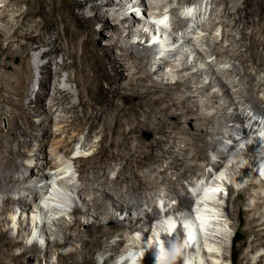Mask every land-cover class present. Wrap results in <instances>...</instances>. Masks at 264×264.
<instances>
[{
	"label": "bare ground",
	"instance_id": "6f19581e",
	"mask_svg": "<svg viewBox=\"0 0 264 264\" xmlns=\"http://www.w3.org/2000/svg\"><path fill=\"white\" fill-rule=\"evenodd\" d=\"M96 1L97 0H0V119L2 116L6 118L5 128L0 126V192L4 194L2 198L4 203L0 207V264H93L96 259L93 253L96 249L110 251V257L108 256L110 259L118 255H120V258L124 256L122 258L123 260L120 259V261H122L120 264H124L125 262L127 264H154V260L157 261V264H168V259L170 257L169 250L167 251V248H165L160 230L165 226L171 228L172 225L180 222L185 223L186 231L188 230L190 235L197 237L198 246L195 245V247L197 246L195 249L196 251H188L191 257L194 258L196 256V259L199 260V264H220L218 261L224 257V247H221L219 251L215 243L218 241V238H220L217 243L219 246L226 234L224 232L218 236L210 234V238H208L205 237L206 233H203L201 236L205 247V249H203L199 244L200 235L198 234L197 225L199 224L205 230L224 228L221 225V220L218 219L219 216L221 215L222 219L225 221L228 220L229 222L232 220V214L234 213H236L240 221L245 222V228H243L244 230L242 232L244 234L254 233V239L250 241L252 243L249 244V248L250 250L255 249L257 245H259L258 243H253V241L259 240L258 231L261 230L264 236V219L261 218L264 214V184L260 185L261 183L256 182L255 178L252 177L255 174H253L254 172L249 165L240 166L241 164L238 165L239 160L233 159L244 154V149L241 150V148L237 147L238 143L241 141H244L245 149L248 150L254 147L253 144L256 141L259 145H261L262 142L264 144V107L261 106L263 99L258 97H256L255 100L249 97L244 98L242 105H245L241 110L239 109L240 111L237 110V108H239L237 105L229 112L226 110L225 106L219 105L217 108L219 109V116L223 118L221 124L227 127L229 121H233L235 127H227L228 136L226 138H232L233 143L231 145H219L220 149L216 151L217 154L215 153L217 156L215 160H211L207 154L204 156L202 154L204 150L203 146L218 145L213 142L208 144L204 139L206 135L211 134L208 128L205 126H194L193 130L185 129L184 133L194 134V137L197 136V139L199 138V141L203 143L200 146H195L191 153V158L195 161L202 157V159L212 165L213 170L203 173L204 177L214 175L217 171H220L219 169H222V167L229 173L220 172V174L215 175L222 180L221 182L214 180L215 178L212 177V183H206L205 179H203L205 183L204 186L199 185L196 181L195 186L192 182L188 183L194 186L192 191H190L192 197L194 198L195 196L199 200L198 207L195 209L193 200L189 196L190 200L188 195H186L187 193L189 194V191H186V185L181 184L179 181L187 176L189 171H193L195 166L192 164H183L184 157H179V154H185L189 147H179L176 152L171 150V147H174L176 143L174 137L177 129L182 131L180 127V125H182L181 116L184 115L185 117L193 108L186 102L188 98L181 95L172 96V91H179L184 88L185 90L193 89L194 92L200 94L202 92L205 93V91L213 85L218 87V90H223L222 94L227 98V96L230 97L232 94L234 95L236 93L235 91L232 92V86H240L239 84L243 83L242 80L244 81L245 77H249L250 72L248 68L256 72L264 70V0H242L241 2L233 0L231 6H229L227 0H225L222 10L227 14L225 16L231 18V20L229 21L223 18L219 21L214 20L213 24H210V28L213 26L215 27L218 23H226V25H231L233 27L237 26L233 31L230 29L227 30V33H222V37L225 35L230 36L236 42L241 39L244 41L246 39L248 41L247 44H244V49H238V52L233 54V57L236 58V60L239 59L242 63L245 61L250 62L249 65L242 64L243 74L240 76L239 74H241V71L233 67V71L229 73H235L236 76H239L237 81L234 82L227 81L226 79L224 80L223 76L215 70V64H213L212 61L208 63L207 69L200 68L195 73L190 75L184 74L172 81H159L153 79L150 67L145 69L150 63H153L156 57L155 54L152 55L149 52L150 49L144 47L139 50L137 45L130 44L126 49L120 45L119 47L122 51H118L120 52L118 54H114L112 51L113 47L118 46L116 39H119L120 34L117 30L120 29L122 22H113L118 19V15L113 9V12H111L109 7L118 6V9L123 10L129 0ZM138 1L139 4L144 5L143 15L147 16V10H149L148 5L143 2L144 0ZM179 1L186 2L188 0ZM202 3V1L198 3V9L194 6L196 18L200 17L199 15L202 12ZM86 7L92 12L90 15L85 14ZM190 7H192L191 3L182 8H184L183 11H188ZM205 11L206 5L204 13ZM185 15L187 16V13ZM127 17L128 16H124L123 19H127ZM161 18L162 15L158 20H161ZM165 18L164 16L163 20ZM183 20L179 19L174 25L176 29V31L174 29L173 36L176 38L175 42H178L180 39L181 42H179L177 46L169 49L170 52L167 53L166 57H161L155 61L157 62L155 64V71L161 68L163 69L170 61H179L180 67L175 69L177 73L187 70L192 65H197L199 58L192 57V53L195 50L200 51L198 49L199 40L196 37L203 34L202 32H198L199 26L203 24V21L201 22V18H198L193 21V24L184 26L183 24L185 21ZM81 22L87 23V26L83 27ZM94 25H97L100 30L106 32L105 34L108 37L109 43L103 48H99L96 41L90 35L94 30ZM202 30L207 34L211 33L208 26L204 27ZM179 31H182V34H179ZM50 33H54V37H51L52 39H48ZM195 33L198 36L195 37ZM127 36H132V31H128ZM210 37L211 36L207 38ZM211 38L218 44L220 43L216 40V37ZM42 46H49V48L36 53L35 62H32L33 56H31L29 52L31 50H38ZM256 48H258V52H256ZM60 50L62 51V62L58 70H71L70 74L63 80H71L76 84L79 95L78 104L81 106V113L75 112L70 120L62 118L57 122V125H54L57 129H63L62 133L67 134H69L70 130L73 128L78 132L85 130L86 140L92 133H98L100 134V140L98 142V159L96 161L92 162L90 165H86L82 162L86 160L85 157H75L79 162L78 169L81 172L82 182L86 183L93 181L95 186H92V190L78 189L77 193L79 197H83L82 206L78 204L74 206L72 210L74 217L69 222L64 224L61 223L62 225L60 224L59 229L62 235L60 237L54 236L52 239L47 238L46 247L43 250L37 245V242H35L37 238L33 240V243L26 245L23 243L25 242L23 239L15 238L9 234V227L6 225L8 220L6 217L3 218L1 216L8 210L10 212L15 210L16 205L19 207L20 214L25 211L30 213L34 212L36 217L38 213L39 215L43 213L40 211V201L38 200L40 198L45 199L46 192H44L42 197L43 189L44 191L50 192L51 188H47L50 185L52 187L54 184L52 185L51 182L50 185L46 182L42 185L37 183L48 177V179H50L51 175L60 177L56 184H60V187L64 186L63 188L68 190L66 183H68L67 180L70 178L66 180V176L63 177L65 173H68V169L66 170L67 166L64 167L65 162L60 161L61 158L58 152L69 154L73 151V146L71 147V142L66 140L67 137L57 140L56 135H60V133L56 134L55 131H52L50 124L53 120L51 116L52 105L55 104L56 101L60 103L67 101L64 99L70 97V92L67 89H56V93H60L61 98L59 99L55 95L52 96V105H49L47 108L45 107L42 95L47 93V86L51 78L54 76L55 85L60 82V78L58 77L59 71L56 69V72L53 73L48 68L53 57H49L48 60L41 65L37 63V67L43 75L37 79L39 89L35 98L29 97L30 88L27 82L29 76H32V67L38 62V58L48 56L52 51L55 52ZM16 56L19 57L20 62H18L19 64L17 65H13L12 61ZM168 56H171L172 59H170L171 57L167 58ZM7 65H11V67L6 68ZM210 69H212V71H209ZM205 70H207L206 73L210 72V80L208 83H203L204 80L203 78L201 79V75H199ZM226 72L228 73L227 70ZM145 81H149V83L147 82L148 84H145ZM251 84L252 82H246V88L250 86V89L254 90V86ZM260 86H264V82H261ZM138 87H140V89ZM239 88L237 90H239ZM217 92L218 91L210 95L208 93L206 97L212 98L218 96ZM204 93L202 95H205ZM230 98V101H232L231 105H235L236 103L233 98ZM205 104L207 103L203 105ZM151 108L156 109L159 115H154L152 118L150 115L152 111L150 110ZM71 109L74 111V105L71 106ZM171 109H173V111H170ZM176 109L181 110V112L179 111V113H177ZM247 109L249 110L248 112ZM141 115L144 116L142 119ZM35 116H40L39 122L37 123L34 122ZM209 116L211 117L212 115L210 114ZM194 118L198 122L199 120H208L209 117L199 115ZM262 121L263 124L261 125ZM144 127H150L157 136L150 141H144L139 136V132ZM39 129L43 132L40 140L36 139ZM253 133L256 134L251 135ZM259 133H262V135ZM52 135L54 137L50 139ZM75 135L76 134H72L69 137L75 139ZM257 136L260 138L263 137V139L260 141ZM249 137H252L250 139L253 141L248 140ZM32 139L36 141L33 142ZM49 139L53 143V149L49 148L48 151H45ZM85 141L81 143V147L85 146ZM28 145L37 147L34 149H27ZM216 148H218V146H216ZM230 152L231 159L227 158ZM165 155H169V162L165 168L161 171L156 170V172L162 175L163 173H167L168 169L178 170L180 167L176 178L173 179L164 176L163 181H167L172 185L171 194H173L172 196L178 197V208L179 205L185 207L182 208L185 209V211L183 213H178V211L181 210L180 208L177 211L175 210L177 214H175V212L172 213L173 206H169V202L165 201L166 203L163 202L164 206L162 208L166 209L169 214L165 213L162 219V216H160L159 204L153 201V199L146 201L149 203L148 207L151 208V211L141 212L137 210L138 208L136 209V206L144 201L137 198L126 197L125 195L128 193H138L140 190L149 191L150 188L151 191L153 188L151 185L155 180L150 179L151 177L149 178L147 173L144 174L147 175L149 179L143 178L140 172L144 169L155 170L156 165L161 163V159L164 158ZM69 157H71V155ZM21 158H23V160L24 158L28 160L30 158L31 160L29 161L31 162H24ZM39 159H42L44 163L37 167V161ZM58 160L60 162H58ZM256 161L253 162L251 160V165L256 166ZM113 162L120 163L121 168L113 179H109L107 174L112 168ZM257 166L255 167L257 170L256 174H264V164L260 163ZM26 169L29 171L27 176L20 177L19 174ZM125 169L130 170L132 177L130 185H126L125 187L126 192L123 194L120 192L119 195L114 193V200L113 193H110L107 189L108 187L103 190V192L101 191L99 195L96 194V191H100L99 186L103 187L106 183L108 184V180L114 186L117 184L121 185L122 182H127L128 180L123 175ZM236 170L241 173L240 175L244 178L243 182H245V184H242V186L238 188L235 196L230 200L229 205H227L228 203L220 205L214 202V199L218 198V193L224 192L222 187L223 181H225L224 177L230 176V173H235ZM246 173L247 175L251 173L252 176L245 177L247 176L245 175ZM176 182L177 185H175ZM203 182H201V184ZM208 184L211 185L208 186ZM229 186L234 191V184L232 183ZM252 188L259 189L252 190ZM71 189L74 190L75 188ZM55 194L57 195V193ZM165 196H169V194L166 193ZM54 197L58 198L59 196L54 195ZM55 198L50 199V201ZM46 199L44 201H46ZM106 199H112V202L115 201V203L112 204L113 212H122L125 209L128 211V216L126 217L128 221L127 225L120 221L112 211H108V202ZM62 201L63 199L60 203H62ZM58 202L56 201L55 204L58 205ZM241 203L244 204L245 207H241ZM52 204L54 205V203ZM176 208L177 207H175V209ZM83 212H91L95 217L87 221L84 230L80 228L82 221L81 218L77 216V214ZM105 219L110 220V226L104 223ZM154 219L155 223L152 224ZM132 229L133 232L136 229H140L144 235L145 241H141V244H137L136 250L133 251L135 255H132L130 260H128L124 254L130 250H127L126 247L123 248L125 239H119L116 242L110 243L109 238L126 231L131 233ZM71 230L73 233H71ZM152 230L155 232V235L151 234ZM27 235L29 237L30 233ZM148 238H150V240H148ZM74 240L78 241L80 245L72 247L71 245H74ZM52 253L55 255V260L51 263L50 254ZM167 254L168 259L165 262H161V257L166 258ZM252 258L253 261L247 258L244 264H258L261 260V257L258 258V256ZM115 259L116 258L112 260L113 264L116 263ZM190 260L191 259H189V261ZM109 262L105 259L102 264Z\"/></svg>",
	"mask_w": 264,
	"mask_h": 264
},
{
	"label": "rangeland",
	"instance_id": "374dc122",
	"mask_svg": "<svg viewBox=\"0 0 264 264\" xmlns=\"http://www.w3.org/2000/svg\"><path fill=\"white\" fill-rule=\"evenodd\" d=\"M177 1H179V0H150V1L144 0L143 2L145 4H147L149 7V10H147V16L143 15L144 5L139 4L138 0H129V2L127 3V5L125 6V8L123 10L118 9V6H113L112 8L110 6L109 9L111 10V12H113L112 11V9H113L114 12L117 13V15H118V19L114 20L113 22H119V23L122 22L120 29L117 30L118 33L120 34L119 39H116L118 46L112 48L113 53L118 54L122 51L119 47L120 45H122V47L125 49L128 46H130V44L137 45L139 47L138 48L139 50L143 49L144 47H147L148 49H150L149 52L152 55L155 54L156 57H155V60L153 61V63L152 64L150 63L149 66L146 67L145 69H148L150 67V71L152 72V78L157 79L159 81H161V80L172 81L178 77H181L184 74L190 75L192 73H195L200 68H206L207 69L208 63H210L211 61L213 62V64H215L214 68H215V70H217V73L222 75L224 80L226 79L227 81H233V82L237 81L238 77L243 74L242 64L243 65H245V64L249 65L250 62L245 61L242 63L239 59L236 60V58L233 57L234 56L233 54L237 53L238 49H244V44H247L248 41L246 39H245V41L241 39V40L236 42L230 36L225 35L224 37H222V33H224V32L227 33V30H230V29H232V31H233L236 29L235 27H237V26L233 27L231 25L230 26L226 25V23H223V24L218 23L215 25V27L213 26L210 28V24H213L214 20L219 21L220 19L222 20L223 18L227 19L229 21L231 20V18H228L225 16L227 14L225 12H223V10H222V7H223L225 0H188V1L185 0L186 2H184V1L177 2ZM201 1L203 2L202 3V7H203L202 12L199 15L200 17L196 18V15L194 14V6L196 7V9H198V7H199L198 3H200ZM206 1H207V4H206ZM236 1L241 2L242 0H236ZM96 2H99V0H97ZM227 2L229 4V6H231L233 4V3H231V2H233V0H227ZM190 3L192 5V7H190V10L183 11L184 8H182V7L190 5ZM86 5H88V4H86ZM205 5H206V11L204 13ZM180 8H181V10H180ZM156 12L158 13V15H160V13H161V15H162L161 20L163 19L164 16L167 18L163 21L162 24L156 23V21L161 16V15L158 16ZM180 12H182V13H180ZM91 13L92 12L89 11L88 8L86 7L85 14L90 15ZM186 13H187V16L185 15ZM174 15L176 18L174 17ZM124 16H128L127 19H123ZM184 17H186L187 19ZM198 18L199 19L201 18V22L203 21V24L199 26L198 32H202L203 34H201L199 36L196 33L194 34L195 37L198 36L196 38H198V40H199L198 49L200 50V51L195 50L192 53V57L199 58L197 61V65H195V66L192 65L187 70H185L181 73H177L175 71V69L177 67H180L179 61H170L168 63V65L164 66L163 69L161 68V69L155 71L156 70L155 64L157 63L155 61H157V59H160L161 57H166L167 53L170 52L169 49H171L174 46H177L179 44V42H181L180 41L181 39L178 42H175L176 38L173 37L174 36V29H175L174 28L175 22L178 21L179 19L180 20L185 19L183 21H185L186 24L183 22L184 23L183 25L186 26L187 24L188 25L193 24L194 23L193 21L195 19H198ZM149 19H151V20H149ZM81 24H83L82 25L83 27L87 26V23H85V22L84 23L81 22ZM207 26L209 27V31H211L210 34H207L205 31L202 30L204 27H207ZM128 31H132V36H127ZM175 31H176V29H175ZM246 31H248V30H246ZM105 33L106 32H104L103 30H100L97 25H94V30L90 35L96 41V44L98 45L99 48H103L106 44L109 43L108 37ZM178 33L182 34V31H179ZM142 34H143V36H142ZM155 34H157V35H155ZM205 34H206V37H205ZM208 35L211 37H216V40L219 41L220 43L218 44L211 37L207 38V37H209ZM51 37L52 38L54 37V33L53 34L50 33L48 36V39H52ZM201 39H203V40H201ZM233 41H235V42H233ZM47 48H49V46H42V47H40V49L35 50V51L31 50L29 52V54L31 56H33L32 62H35L34 60L36 58V53H38L41 50H45ZM257 50H258V48H256V52H258ZM118 51H120V52H118ZM61 53H62L61 50L55 51V52L52 51L48 56H44L43 58H38V62H36V64H34V66L32 67V71H31L32 76H29V78L27 79V82H28V85L30 88L29 89V97L35 98V95L39 89V83H38L37 79L43 75V74H41L39 68L37 67V63H38V65L39 64L41 65L42 63L46 62L49 57H53L48 68L53 73L56 72V69H57V71H59L58 77L60 78V82L56 83V85H55V80L53 79L54 76L51 78V81H50L49 85L47 86V93H44L42 95V99L45 103V107L47 108L49 105H52L51 104L52 96L55 95L57 98H59V99L61 98L60 93H58V92L56 93V89H60V88L61 89H67L70 92V97L68 99H64L67 101H65L63 103L56 101V103L52 105L51 116H52L53 120L50 124L52 131H55L56 134L60 133V135H56L57 140H60V139L67 137L66 140L71 142V147L73 146V151H71V153H69V154L67 153L68 155L64 154L63 152H58V155L61 158L60 161H64L65 162L64 167L67 166L66 170L68 169V173H65V175L63 176V177L66 176V178H65L66 180H67V178H70L67 180L68 183H66L68 190H66V188H63L64 187L63 185H62L63 187H60L61 186L60 184H56L57 180L60 177H55L54 175L53 176L51 175L50 179H48L49 178L48 177L45 180L39 181L37 184L42 185L45 182L48 183L49 185H50V182L52 185L54 184L52 187L50 185L47 188V189L51 188L50 192L44 191V189H43L42 197L44 195V192H46L45 196L47 197V199H46V197L44 196L46 199L45 202L48 201V198H49V201H50V199L55 198L54 195L59 196V197L55 198L54 199L55 201L54 200H51L50 202L48 201L47 203H49V204L51 203L50 206H49V204H47V203L45 204L43 202L45 200L44 198H40L38 200V201H40L39 207H41L40 211H42L43 213H41L40 215L38 213V215H37L38 217L37 216L35 217L34 212L30 213V212L25 211L24 213L20 214L19 213L20 212L19 207H18V205H16L15 210H13L11 212L8 210L1 216L3 218L6 217L8 220L6 225L9 227V230H8L9 234H11L15 238L23 239L25 241L23 243L27 245V244H31L34 242L32 240V238H33V235L36 233L37 241H35V242H37V245L43 250L46 247V239L47 238L52 239V238H54V236L60 237L62 235L61 231L59 229L60 224L61 223L64 224L66 222H69L74 217V214L72 212L74 206L76 204L82 206L83 197L82 196H81V198L79 197V194L77 193L78 189L82 188V189L92 190V186H95V183L93 181L86 182V183L82 182L81 172L78 169L79 162L76 160L75 157H77V156L85 157L86 160L82 161V162H84L86 165H90L92 162L96 161L98 159V149H99V143L98 142L100 140V134H98V133H92L90 136L91 138L89 137L86 140L85 139V137H86V131L85 130H83L82 132H78L77 130H75L73 128L70 130V133L67 134V133H62L63 129H57V127L55 126L58 124L57 122H59L60 119L64 118L65 120H70L71 116H73L75 114V112L81 113V106L78 104L79 95H78L76 84L71 80H63L67 75L70 74L71 70L70 69L58 70L60 63L62 62ZM163 55H165V56H163ZM170 57L171 56H168L167 58H170ZM170 59H172V57ZM18 62H20L19 57H17V56L14 57L13 61H12L13 65L19 64ZM10 67H11V65L6 66V68H10ZM233 67H235L237 70L239 69V71H241V74H239V76H236L235 73L234 74L229 73L230 71H233L232 70ZM226 70L228 71V73L226 72ZM250 70H252V71H250ZM206 71L207 70H205L203 73L199 74V75H201V79L203 78V80H204L203 83H208V81L210 80V75H209L210 72L206 73ZM209 71H212V69H210ZM248 71L250 72L249 77H247V78L245 77L244 81L242 80L243 83L239 84L240 86H232V92L235 91L236 93L234 95L232 94L230 97L233 98L234 102L236 103L235 105H231L232 101H230L231 98L229 96H227V98H226L225 95L222 94L223 90H218L219 88L216 86H213V85L211 87H209L205 91V93L202 92L200 94H198L197 92H194L193 89L185 90L184 88L183 89L181 88L182 90H179V91H172V96H180L181 95L183 97L188 98L186 102L189 103V106L191 108H193V109H191V112L189 114L185 115V117H184V115L181 116V121H182L181 124L182 125H180V127L182 128V131H179L177 129V131L175 133V137H174V140H176V143H175L174 147H171V150H174L175 152H176V150H178L179 147H182V148H185V147L188 148L189 147L187 152L185 154H179L180 155L179 157H184L183 164H192L195 166H194L193 171H189L187 176L180 179L179 181L181 184L186 185V191L187 192L189 191V194L188 193L186 194V192H185V194L188 195V197L190 196L192 200H193V197H192L190 191H192V188L196 185L195 184L196 182H198L199 185H203V186L205 184L204 182L201 184L203 179H205L206 183L207 182L208 183L213 182V179H211L212 175L204 177V174H203V173L209 172L210 170L212 171L213 168H212V165L207 163L204 159H202V157H200L198 160L196 159L195 161L191 158V153L193 152L195 146H200L203 143L201 141H199L200 140L199 138L197 139V136L194 137L195 136L194 134L192 135V134L184 133L185 129L193 130L194 126L195 127L205 126L208 128V130H209V132H211V134L206 135V137L204 139L206 140V142L208 144L210 142H213V143H217L218 145L215 144V145H209V146L206 145V147L203 146L204 150L202 151V154H203V156L205 154H207L211 160H215L217 158L216 151H218V149H220L219 145L220 146L226 145V144L231 145L233 143L232 138H230V137L226 138L228 136V128L227 127L228 126H230L229 128L235 127V125H233L234 124L233 121H229L227 127L224 126L223 124H221V121L223 118L219 116V109H217L219 107V105L225 106L226 110L228 112L232 111L234 109V106L237 105L239 107V108H237V110L240 111L241 108H243L245 105V104L242 105L244 98L249 97L252 100H255L256 97H258V98L263 99V103H261V106L264 107V86H260V83L264 82V70H260V71L256 72L255 70L248 68ZM125 73H127V72H125ZM140 74H141V72H140ZM195 76H197V75H195ZM147 82L149 83V81H145L144 83L148 84ZM246 82H252L251 85L254 86V90L250 89L251 88L250 86H248L246 88ZM121 83H124V82H121ZM138 88L140 89V87H138ZM238 88H239V90H237ZM216 91H218L217 92L218 94L216 93L218 96H215L212 98L206 97L208 95V93L210 95L212 93H215ZM203 93L205 95H202ZM241 96H242V98H241ZM204 103H207V104L203 105ZM73 105H74V111H72V109H71V106H73ZM150 110H152L151 111L152 113L150 112V115L152 118L154 117V115H156V116L159 115V113L156 111V109L151 108ZM176 110H177L176 111L177 113H179V111L181 112V110H179V109H176ZM170 111H173V109H171ZM248 111L249 110L247 109V112ZM210 114L212 115L211 117L209 116ZM199 115H202V116L205 115V116H208L209 118H208V120H202V121L199 120L197 122V120H195L194 117H197ZM143 117L144 116L141 115V119ZM39 119H40V116L39 117L35 116L34 122L35 123L39 122ZM205 121H208L210 123L205 122ZM262 124H263V121H262L261 125ZM5 125H6V118H5V116H2L0 119V126L5 128ZM263 130H262V132H263ZM178 132H180V133H178ZM218 132H220V133H218ZM42 134H43L42 130L39 129L37 131L36 139L40 140V138L42 137ZM70 134L71 135L76 134L74 136L75 139H73L72 137H69V136H71ZM255 134L256 133H253L251 135H255ZM259 134L262 135V133H259ZM139 136L144 141H150L155 136H157V134L150 127L149 128L144 127L139 132ZM50 137H51L50 139H52L54 136L52 135ZM250 138H252V137H249L248 140H252ZM257 138L260 141L263 139V137L260 138L258 136H257ZM50 139H49V141H50ZM183 140L188 142V143L184 142ZM32 141H33V139H32ZM35 141H33V142H35ZM49 141H48V143H51V144L47 143L45 151L46 150L48 151L49 148L53 149L52 148L53 143L51 141L50 142ZM84 141H85V146L81 147V143H83ZM193 141H194V143H193ZM243 143H244V141L239 142L237 147L241 148V150L244 149L243 150L244 154L239 155L240 157L238 156V158L236 157L233 160H237V161L239 160L238 165L241 164L240 166L249 165V167L254 172L253 174H255V175L252 176L251 173H248V175H249L248 176L246 173L245 175H247V176H245V177L252 176L253 178H255L256 182L261 183L260 185H263L264 180H262L260 178V176H258V174H256L257 170L255 167L257 165H259L260 163L264 164V144H263V142H262L263 145L262 144L259 145L258 142L256 144L254 143L253 144L254 147L252 149L248 150V149H245V146H244L245 143L244 144ZM28 146H27V149H34L37 147V146H32V145H28ZM216 146H218V148H216ZM230 154H231V152L229 153V157H227V158L231 157ZM70 155H71V157H69ZM168 156L169 155H165V157H164L165 159L162 158L161 163H158L159 165L158 164L156 165V163H155V165H156L155 170L144 169V170H142L143 174H142V172H140V174L142 175L143 178L149 179L151 177L150 179L155 180V182H153L154 184L152 183V185H151V187H153L152 190L150 191L151 188L149 189L150 192L148 190H146V191L140 190L138 193H128L125 195L126 197L137 198V199H141L142 201H144L143 203L140 202L139 203L140 205L138 204V206H136V209L138 208L137 209L138 211H141V212H145L148 210L151 211V208L148 207L149 203L146 202L147 200H151V199H153V201H155L159 204L160 216H161V208L164 206L163 202L164 203L169 202V206H173V209H172L173 212L172 213H174L175 210L177 211L180 208L181 209L185 208V207H182L180 205L178 208V202H179L178 197L172 196L173 194H171L172 185H170L167 181H163L164 176H166L167 178H170V177L173 179L176 178L177 173L180 170V167L178 168V170L177 169H175V170L174 169H168L167 173L162 174L163 176L159 175V173L156 172V170L161 171L163 168L166 167L167 163L169 162ZM21 160H23V158H21ZM29 160H31V159L29 158ZM29 160L24 158L23 161L24 162H31ZM251 160L253 162H255L257 160L256 166L251 165ZM60 161L58 160V162H60ZM43 163L44 162L42 161V159H39L37 161V167H39ZM155 165H154V167H155ZM120 166H121L120 163H115V162L112 163V168L108 171V174H107L109 179H113L115 177V175L117 174V172L121 168ZM219 170H220V172H225V173L227 172L228 173V171H226L224 167H222V169H219ZM28 172L29 171L26 169L19 175H20V177H25V176H27ZM220 172L218 171L219 174H220ZM144 173L145 174L147 173L149 178ZM240 174L241 173H239V171L236 170L235 173H232V174L230 173L231 177L230 176H227L226 178L224 177L225 181H223V184H222L224 192L219 193L217 195L221 199L220 200L221 205H224L226 203H228L227 205H229L230 200L233 199V196H235L238 188H240L242 186V184L243 185L245 184V182H243L244 178ZM70 175L72 178L70 177ZM123 175L128 180L127 182H122L121 185L117 184L114 186L108 180V182H109L108 184L106 183L103 187L99 186L100 191H96V194L99 195L100 192L101 191L103 192V190H105L107 187H108L107 189L110 191V193H113V196H114V193H117L119 195L120 192H122V194L124 192H126L125 187H126V185H130V183H131L130 180L132 178L130 170L125 169L123 171ZM232 175H233V177H232ZM145 176H147V177H145ZM207 178H208V180H207ZM215 178H217V177L215 176ZM218 179H220V178L218 177ZM214 180H216V179H214ZM190 182L194 183V186L188 184ZM232 183L234 184V191L229 186ZM175 185H177V182ZM209 185H211V184H208V186ZM71 188H75V189L73 190ZM70 189H71V191H70ZM256 189H259V188H252V190H256ZM202 190H203V188H202ZM69 191H70V193H69ZM55 193H57V195ZM166 193L169 194V196H165ZM117 194H115V195H117ZM3 195L4 194L0 192V207L4 203L2 201ZM190 197H189V199H190ZM114 198H115V196L113 197V200H114ZM62 199H63V201H62V203H60ZM56 201L57 202L59 201L57 203L58 205L55 204ZM106 201L108 202V205H107L108 211L113 212V210H112L113 205L112 204H114L115 201L112 202V199H110V200L106 199ZM52 203H54V205ZM175 207H177V208L175 209ZM241 207H245L244 204L241 203ZM16 210H18V211H16ZM113 213L115 214V216L120 221L125 223V225L128 224V221L126 220V217L128 216V211L126 209L122 212H113ZM178 215H173V216H178ZM77 216H79L81 218L82 224L80 225V228L83 230L86 228L87 221L95 218L91 212L90 213L89 212L88 213L87 212L79 213V214H77ZM161 218L163 219V216ZM261 218L264 219V214L262 215ZM28 219H30V220H28ZM31 219H33V220H31ZM26 220H28V221H26ZM106 220L107 219H105L104 223L107 226H110L111 225L110 220H107V221ZM153 223H155V219L152 221V224ZM221 223H222L221 224L222 227H224L226 230H229V231H228V234L226 235V237L221 241L222 243L220 242L221 244H219V246L217 245V243H218L220 238H218V241H216V243H215L216 244L215 246H217L219 248V251H220L221 247L222 248L224 247L223 248V252L225 253L224 257L219 259V261H218V262H220V264L221 263L222 264H244L247 258H250V260L253 261L252 257L255 258L257 256H258V258L261 257L260 258L261 260L258 264H264V259H263L264 258L263 257V255H264V236L262 235L261 230H259L257 233L259 235V240L253 241L254 244L258 243L259 245H257V247L255 249L250 250L249 244L252 243L250 241L254 239V233L244 234L242 232L244 230L243 228H245V222L240 221V219H238V217L236 216V213L232 214V220H230L228 222V220L225 221L223 219L221 221ZM21 224H22V226H21ZM178 228L175 229L170 236L161 235V236H163L162 241L165 244V248H167V251L169 250V252L171 253L170 257L168 259V261H169L168 264H180V262L182 261L181 257L183 254H184V256L187 257V261L189 264H199V260L196 259L197 257L196 256L194 258L191 257L190 252H188V251H196L195 249L197 248L198 244H195V245H197L196 247L194 244H191L190 246H187V247L184 246L183 240L181 238L182 237V232H181L182 228L181 227H178ZM161 230H163V229H161ZM208 231H210V230H208ZM126 232H122V234L119 233V234L113 235L109 238L110 241L109 240L108 241L111 243V242H116L119 239H123V240L125 239L123 242L124 243L123 248L126 247L127 250H130V251H127L126 253L133 252L134 250H136L137 244H141V241L142 242L145 241L144 235L140 229H136V230H134V232L132 229L131 233L130 232L126 233ZM28 233H30L29 237L27 235ZM71 233H73L72 230H71ZM215 233H217V232L215 231ZM124 234H125V237H124ZM151 234L155 235V232L152 230ZM205 235H206L205 237L210 238L209 234H205ZM148 240H150V238H148ZM179 241H180V243H179ZM73 243H74V245L72 244L71 245L72 247H77L80 245V243L76 240H74ZM203 243L204 242H202V238L200 237L199 244L203 247V249H205ZM179 245H183V249L181 250V253L178 250ZM94 251L95 252L93 253V255H94V257H96V259H95V262H93V264H102L105 261V259H107V262H109V261L111 262V263L109 262L106 264H113L112 260L114 258H116L115 264H120V263H122V261H120V259H122L124 257V256H122V258H120V255H118L117 257H113V259L111 258L112 259L111 260L110 258H108L110 251H105L103 249H96ZM126 253L124 255L127 257ZM193 255H196V254H193ZM108 259H109V261H108ZM189 259H191V260L189 261ZM194 259H196L198 262ZM54 260H55V255H53V253H52V254H50L51 263ZM124 264H127V263L125 262ZM200 264H202V263H200Z\"/></svg>",
	"mask_w": 264,
	"mask_h": 264
},
{
	"label": "clouds",
	"instance_id": "9594fccd",
	"mask_svg": "<svg viewBox=\"0 0 264 264\" xmlns=\"http://www.w3.org/2000/svg\"><path fill=\"white\" fill-rule=\"evenodd\" d=\"M217 172H218V171H217ZM219 172H220V171H219ZM258 175L260 176L259 173H258ZM260 178L263 179L261 176H260ZM263 180H264V179H263ZM216 199L219 201V204L221 205V201H220L221 199H220L219 197L216 198ZM222 220H223V219H222ZM222 220H221V221H222ZM214 231H216L217 233H215ZM212 232H213V233H212ZM223 232H224L226 235H227V233H228V231H227L225 228H224V230H223L222 228H217L216 230H215V229L210 230L209 235H210V234H214L215 236H218V235L222 234ZM226 235H225V236H226ZM225 236H224V238H225ZM170 254H171V253L169 252V256H170ZM167 255H168V254H167ZM167 259H168V258H167ZM167 259H166V260H167ZM168 263H169V262H168ZM180 264H182V262H180Z\"/></svg>",
	"mask_w": 264,
	"mask_h": 264
},
{
	"label": "water",
	"instance_id": "95a60500",
	"mask_svg": "<svg viewBox=\"0 0 264 264\" xmlns=\"http://www.w3.org/2000/svg\"><path fill=\"white\" fill-rule=\"evenodd\" d=\"M180 223H178V225H179ZM178 228V227H177Z\"/></svg>",
	"mask_w": 264,
	"mask_h": 264
}]
</instances>
